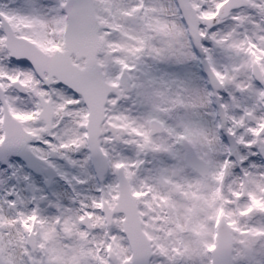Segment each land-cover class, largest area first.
Segmentation results:
<instances>
[{
	"label": "snow or ice",
	"instance_id": "snow-or-ice-1",
	"mask_svg": "<svg viewBox=\"0 0 264 264\" xmlns=\"http://www.w3.org/2000/svg\"><path fill=\"white\" fill-rule=\"evenodd\" d=\"M198 52L227 99L188 162L154 143L156 130L172 132L165 120L133 112L139 98L166 95L144 72L149 62L184 65ZM217 52L231 61L223 70ZM160 82L187 107L186 80ZM218 96L204 90L201 107ZM118 144L167 160L114 159ZM4 156L21 167L25 156L61 157L100 179L46 209L0 198V264H264V223L254 222L264 219V0H0V175L9 181ZM19 179L31 177L13 171Z\"/></svg>",
	"mask_w": 264,
	"mask_h": 264
},
{
	"label": "rangeland",
	"instance_id": "rangeland-1",
	"mask_svg": "<svg viewBox=\"0 0 264 264\" xmlns=\"http://www.w3.org/2000/svg\"><path fill=\"white\" fill-rule=\"evenodd\" d=\"M152 62H149L150 68L144 67V72L148 73V76L155 77L157 79V68L154 66V64H151ZM231 61H229V64ZM225 65H228L226 63ZM168 66V65H166ZM183 66V65H182ZM187 65H184V70L181 69V74L183 73L185 75H182V80H186V84L189 81L190 76L187 74L188 68ZM173 65L171 63L170 66V73H173ZM144 72H137L136 75L140 76L141 79H147L148 77L144 75ZM163 72H166L165 67L163 64L160 66V77H164ZM180 76V72L177 71V77ZM193 78V77H192ZM158 81V79H157ZM157 86V85H156ZM163 84H160V87H162ZM155 105V98L153 100H147L143 98H139L136 105V111L133 112V115L138 117L141 120H144L145 118L152 116V115H158L162 119L166 121V117L164 115H160L158 113H155L153 106ZM177 111V115H178ZM165 117V118H164ZM170 114H168L167 118H171ZM202 120L207 124L210 122L208 118L202 114ZM173 126V132L174 135L177 136L178 133H181L180 129V123L178 122H171ZM208 127V124H207ZM201 134L199 135V138H195L196 142L200 139ZM154 143L160 144L162 146L168 147V145H172L173 141L169 138V136H165L162 138H157L153 136ZM173 148V146H172ZM177 149L173 150L176 151ZM159 159L155 156L154 152L152 151H145V152H134L128 148H126L122 144H118L115 146V148L112 151V157L114 159H120V158H127V159H142L150 162L148 164L149 168H155L156 167V161H158V164L163 165L165 163V156L164 153H157ZM73 158L80 159L81 154L72 153L71 154ZM41 163L45 166H53L58 173V177L53 180L51 185L48 187L45 185L44 180L41 176H38L37 174L32 173L28 170L26 167V164L24 163L21 167L20 163L18 161H12L9 162V168H7V173L9 174V181H5L2 178V175H0V198H3L6 193H17L22 200H24L28 206H31L33 203L38 204L42 209H46L48 206L54 204L55 202H62L64 199H68L71 201L74 197L79 195H86L91 193L94 189L98 187L97 176H88L85 174L86 170H82L80 167L70 164L67 160L64 158L58 157L56 159L49 158V163L46 164L43 161ZM15 171L19 176H30V181H25L23 179L15 180L14 185L13 182H11V173ZM94 171V170H93ZM4 172V169H0V174ZM77 179H86L88 183L86 184H80L77 183ZM63 187L64 193L59 192L58 188ZM35 196L36 200L33 201V197ZM10 198H14L12 195ZM258 220V221H256ZM254 222L256 223H264V219L257 218ZM259 247V245H258Z\"/></svg>",
	"mask_w": 264,
	"mask_h": 264
},
{
	"label": "flooded vegetation",
	"instance_id": "flooded-vegetation-1",
	"mask_svg": "<svg viewBox=\"0 0 264 264\" xmlns=\"http://www.w3.org/2000/svg\"><path fill=\"white\" fill-rule=\"evenodd\" d=\"M208 46L212 47L211 43H209ZM197 55L201 57L200 61L194 60L186 64L187 65L186 67L188 68L187 74L190 76L189 81L186 84L187 90L184 92V98H185V103L187 107H178L170 103V98L176 95V92L178 91V89L176 88L175 85H172L171 91L169 92L167 91L168 86L160 82L163 80H170L171 77H177V71L180 72V76L178 78L182 79L181 76L184 74L183 73L181 74V69L179 68V66L182 68V71H183L185 64L182 66V65H177V64L172 63V65L174 66L173 73H170L171 63L154 64V66L158 70L157 87L164 89L166 93L164 98L155 99V105H158L161 108L171 109V111L155 112V113L164 115L166 117V128L172 130L171 134L169 133L168 130L164 129L162 133H158L154 136L159 139L165 136H169L171 141H173V144L168 145V147L164 145L163 148L170 149L173 152V154L176 155L182 161H187V157H186V152L188 148L187 142H189L194 147L198 156L202 152V148L200 147L199 143L195 141L196 140L195 138L198 139L199 135L202 134L204 130L207 128V124L202 120V114H204L208 118V120L211 122L215 118V113L217 111V108L215 106L219 105L220 103H223L227 99L225 90L214 89L213 85L209 81L206 65L202 63L204 54L202 52H198ZM215 59L217 61V67H219L221 70L224 69L226 63L229 64V59L219 52L215 54ZM151 64L153 65V63ZM161 64L164 65L165 70H166V72H163V75H164L163 78L160 77ZM160 84L161 85L163 84V86L160 87ZM204 90L219 92V96L213 101V106L207 109H204L203 107H201V105L205 103L204 99H202V97L204 96ZM220 97H224V99H221ZM177 111L179 112L178 115H177ZM208 113H212V115L209 116ZM168 114H170V116L172 117L167 118ZM173 121L180 123L181 133L187 131L188 139L186 140L177 139V136L174 135V132H173V126L171 123ZM175 149L177 150L173 151ZM154 154L159 159L157 152H154ZM156 160H155L156 167L161 166V164H158L157 163L158 161ZM165 160H167V155L165 156ZM188 162H191V160H189ZM187 173L191 176L195 175V172L192 170V168L187 169Z\"/></svg>",
	"mask_w": 264,
	"mask_h": 264
},
{
	"label": "water",
	"instance_id": "water-1",
	"mask_svg": "<svg viewBox=\"0 0 264 264\" xmlns=\"http://www.w3.org/2000/svg\"><path fill=\"white\" fill-rule=\"evenodd\" d=\"M190 154H194V151L192 152V150H190V153H188L187 156H189ZM2 159L5 163H7L8 161L7 156H4ZM24 159L28 163V165L31 167V169H33L37 173H42V171L40 170V165H39L38 160H36L35 158L27 157V156H25ZM46 172L49 176V178L46 179V184L49 185L51 181L57 176V173L55 172L53 168L46 169Z\"/></svg>",
	"mask_w": 264,
	"mask_h": 264
},
{
	"label": "bare ground",
	"instance_id": "bare-ground-1",
	"mask_svg": "<svg viewBox=\"0 0 264 264\" xmlns=\"http://www.w3.org/2000/svg\"><path fill=\"white\" fill-rule=\"evenodd\" d=\"M58 191L64 193V188L63 187H60V188H58Z\"/></svg>",
	"mask_w": 264,
	"mask_h": 264
}]
</instances>
